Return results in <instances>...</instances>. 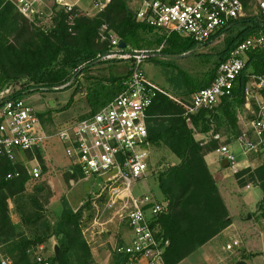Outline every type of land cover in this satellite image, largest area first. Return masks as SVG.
Masks as SVG:
<instances>
[{
  "label": "trees",
  "instance_id": "1",
  "mask_svg": "<svg viewBox=\"0 0 264 264\" xmlns=\"http://www.w3.org/2000/svg\"><path fill=\"white\" fill-rule=\"evenodd\" d=\"M240 1L245 11L252 0ZM52 8L51 24L35 25L9 0H0V89L8 84L21 83L22 90L17 92L19 96L24 95V90L34 93L54 91L89 65L118 61L97 60L98 54L106 50L105 42L96 41L102 23H106L125 43L124 47L130 49L148 50L146 47L161 46L162 54L176 56L197 47L189 39L176 34L166 37L162 31L136 21L134 11L124 0H111L93 16H79L74 34L67 30L62 10L56 9L55 5ZM263 21L257 7V14L237 18L223 28L227 35L206 77L194 81L181 74L188 87L183 93L190 96L195 90L210 85L215 67L228 58L237 44L250 36L264 34ZM147 33L154 35L149 41L144 37ZM247 55L231 95L221 98L213 108L191 114L190 122L183 114L184 102L172 100L164 92H158L147 109L148 144L166 147L177 158L173 164L150 170L161 199L168 204V210L160 213L151 224L155 234L168 240L163 254L164 264H178L231 224L205 155L219 145L211 138L212 134L223 131L222 136L227 134L233 139L239 134L237 111L243 107L244 85L250 75L264 73V49L251 50ZM126 78L127 72L122 79L112 78L114 84L109 90L114 94L101 102L94 93L93 102L97 100L101 103L99 108L103 106L120 92ZM39 116L42 121L49 118L41 112ZM195 131L207 136L208 140H196ZM228 138L223 143H228ZM202 140L206 142L201 144ZM258 153L249 154V157ZM28 156L31 158L30 154ZM37 158L42 161L40 153ZM8 174L12 176L8 178ZM68 176L80 177L78 172H69ZM234 177L240 186L252 183L260 187L262 196L257 210L264 218V156L257 166L240 168ZM32 179L23 164L0 158V264L3 261L6 264H94L91 246L80 220L84 206L88 205L85 203L77 210L63 207L58 217L50 222L44 215V206L51 197L50 187L42 181L27 189ZM51 238L55 239L58 249L43 258L37 250ZM112 252V264L129 261L127 254Z\"/></svg>",
  "mask_w": 264,
  "mask_h": 264
},
{
  "label": "built area",
  "instance_id": "2",
  "mask_svg": "<svg viewBox=\"0 0 264 264\" xmlns=\"http://www.w3.org/2000/svg\"><path fill=\"white\" fill-rule=\"evenodd\" d=\"M9 1L35 25L51 24L52 6L55 5L65 14L67 30L74 34L79 16H93L111 0H90L91 12L82 7L80 0H52L50 6L46 0ZM124 1L134 11L136 21L162 31L166 37L176 34L189 39L197 46L216 40L224 33L223 28L245 16L240 0ZM256 5L264 19V0H256ZM96 41L106 44V50L98 54V61L124 60L128 63L127 78L122 82L120 92L93 113L50 126V121H42L40 112L24 99L30 90H24V95L19 96L21 83L4 86L0 89V158L23 164L28 174L35 178L41 173L37 153L47 155L55 149L51 146L52 141L60 142L64 146L68 171L71 174L78 172L81 179L98 183L80 206L86 203L91 207L94 220L108 212L107 221L117 219L128 231L126 241L116 244L113 250L129 256L126 264H164L168 240L155 234L151 224L160 213L168 210V204L150 191L140 189V184L151 177L147 109L157 93L164 92L141 70L143 61L154 53L120 47V38L106 23L98 28ZM255 49H264V34L250 36L237 44L228 58L215 67L210 85L191 93L188 104H182L187 122H190L191 114L213 108L221 98L231 95L248 52ZM244 101L252 118L235 141L242 154L248 156L264 148V73L248 77ZM211 138L219 143L215 150L219 157L227 160V167L234 174L238 172L241 166L230 144L223 143L219 133L212 134ZM205 142L202 140L201 144ZM11 176L7 175L8 178ZM238 245L239 241L233 240L225 247L230 250ZM37 260L42 261V258L37 257Z\"/></svg>",
  "mask_w": 264,
  "mask_h": 264
},
{
  "label": "rangeland",
  "instance_id": "3",
  "mask_svg": "<svg viewBox=\"0 0 264 264\" xmlns=\"http://www.w3.org/2000/svg\"><path fill=\"white\" fill-rule=\"evenodd\" d=\"M51 2L52 0H46L45 3L50 6ZM89 2L90 0H80L82 7L91 12L92 8L89 6ZM44 11L47 12L46 9ZM244 14L246 16L257 14L256 0L249 2ZM44 16L45 13L43 12ZM226 35V33H223L216 40L199 45L180 57L162 54L160 51L161 46L146 47L154 55L143 61L141 70L145 77L161 88L170 99L188 104L190 96L183 93L188 87L184 82L185 78L181 74L194 81L204 79L206 72L210 69L212 62L222 48ZM144 37L149 41L154 35L153 33H147ZM163 62H166V64L164 65ZM127 65L128 63L124 60L92 64L74 73L68 86L54 91L30 92L24 96V99L30 102L38 112L46 114L47 118L49 117L50 126L79 119L89 112V107H94V93L98 95L101 102L106 101L114 94L109 90L110 86L114 84L111 79L124 78ZM50 102H53V104ZM246 116L252 118L250 113ZM220 133L223 134V131H220ZM52 143L51 146L55 149L47 155H43L41 162L37 158L41 173L27 185V189H30L34 183L44 181L50 187L51 197L44 206V215L50 222L58 217L63 207L77 210L98 185L97 182L93 183L92 180L69 177L64 146L58 141H52ZM233 148L231 149L236 154V160L243 164L246 159L245 155L242 154L238 145H234ZM263 156L264 150L259 152L258 155H253L251 160L254 159L259 163ZM175 162H177V158L166 147L153 146L150 148L149 163L151 168H161ZM28 166L30 167V164ZM226 171L228 172L227 168ZM231 178L234 182L225 186L228 190L235 189L237 195H239L237 204L232 206L233 214L231 218L233 225L226 233L199 247L178 264H228V262L236 260L238 256L244 257L247 264H264V222L261 221L259 215L256 218L249 219L251 217L250 211L255 210L262 191L260 187L252 183H249L251 185L249 188L240 186L234 174ZM142 186L143 190L148 189L152 195L158 199L161 198L156 181L152 176L145 180ZM222 191L224 195L225 191ZM225 198L228 199L226 196ZM255 211L252 212V215L255 214ZM93 215L91 207L87 206L83 210L80 220L83 233L90 243L91 251L94 253V264H97L104 262L103 259L109 252L111 256L114 254L112 252L113 246L120 241L124 226L118 224L117 219L107 221L110 216L108 212L100 214L97 220H94ZM244 218L247 220L244 221ZM233 237H237L239 245L228 250L225 246L227 242H232ZM55 245V239L51 238L43 248H38L37 252L43 258H47L53 254Z\"/></svg>",
  "mask_w": 264,
  "mask_h": 264
},
{
  "label": "crops",
  "instance_id": "4",
  "mask_svg": "<svg viewBox=\"0 0 264 264\" xmlns=\"http://www.w3.org/2000/svg\"><path fill=\"white\" fill-rule=\"evenodd\" d=\"M100 104L101 103H99L98 101H96L95 102V104H94V107L92 108V107H89V112H91V111H94V110H96L97 108H99V106H100ZM248 113H250L249 112V110L246 108V106H245V101H244V103H243V107L242 108H240L238 111H237V126H238V129H239V133H240V131L242 130V129H244V128H246L247 126H248V122H249V120L251 119V118H249V117H247L246 116V114L248 115ZM194 137H195V139L196 140H199V139H205V138H207L206 140H208V137L207 136H205V135H203L202 133H200V132H198V131H195V133H194ZM226 138H228L227 137V134H224V136H223V139L225 140ZM228 143L230 144V147L232 148V149H234L233 147H234V145H238V143L235 141V139H233L232 137H229L228 138ZM238 147H239V145H238ZM246 157V159H245V161L243 162V164H241L240 163V166H241V168L242 167H246V166H251V167H255V166H257L259 163L258 162H256L254 159L253 160H251V157H249V155L248 156H245ZM205 160H206V162H207V164H208V167H209V169H210V171L212 172V175H213V177L215 178V180H216V183H217V185H218V189H219V191H220V194H221V196H222V198H223V200H224V202H225V205H226V207H227V209H228V212H229V216H230V218L232 217V206L233 205H236L237 204V197L239 196V195H237V193H236V191H235V189H232L231 188V190H228L227 189V187L225 186L226 184H227V186L228 185H230V184H232L233 182H234V180L231 178V176H232V174H234L231 170H230V168H228V167H222V165H221V160L219 159V155H218V153L216 152V151H211V152H209V153H207L206 155H205ZM260 161V160H259ZM226 168L228 169V172L226 171ZM142 184H143V182L140 184V189L141 190H143L142 188H141V186H142ZM251 185L250 184H247V185H245V188H249ZM143 187V186H142ZM148 190V189H147ZM222 190H224L225 191V193H224V195H223V191ZM225 196L228 198V199H226L225 198ZM262 196V195H261ZM261 199V198H260ZM260 201V200H259ZM259 201H258V203H259ZM242 203L244 204V201H243V199H242ZM258 203L256 204V208H255V210H251L250 211V218L249 219H252V218H256L258 215H259V212L257 211V206H258ZM254 211H255V214L254 215H252L253 213H254ZM253 212V213H252ZM255 216V217H254ZM259 218L261 219V221H263L264 222V218L263 217H260V215H259ZM245 220H247V219H245L244 218V221ZM233 225V221H232V218H231V224L229 225V226H227L222 232H220L218 235H216L214 238H212L211 240H213V239H215L216 237H218L219 235H221V234H224V233H226L227 231H228V229L231 227ZM127 237H128V231H127V229L124 227L123 228V232H122V235H121V238H120V241L119 242H117L116 244H120V243H122L123 241H126V239H127ZM211 240H209L207 243H209ZM233 240H237V241H239L238 239H237V237H233ZM232 240V241H233ZM207 243H205V244H207ZM228 243V242H227ZM115 244V245H116ZM204 244V245H205ZM114 245V246H115ZM114 246H113V248H114ZM92 256H93V259H94V253L92 252ZM241 259V256H238L237 258H236V260H233V261H231V262H228V264L230 263H233V262H235V261H237V260H240ZM104 260V262H100V263H97V264H104V263H108V264H112V256H111V253L109 252L108 253V255H106L105 256V258L103 259ZM243 260H245V259H243Z\"/></svg>",
  "mask_w": 264,
  "mask_h": 264
},
{
  "label": "water",
  "instance_id": "5",
  "mask_svg": "<svg viewBox=\"0 0 264 264\" xmlns=\"http://www.w3.org/2000/svg\"><path fill=\"white\" fill-rule=\"evenodd\" d=\"M124 45H125V43L123 41H121L120 42V47H124ZM183 55H184V53L180 54V55H177V56L180 57V56H183ZM67 85H68V83L65 86H67ZM65 86H62V87H59V88H55V89H62ZM50 103L53 104V102H50ZM219 159L221 160L222 167H227L228 166V162H227V160L225 158H222V156H220ZM248 217H250V216L248 215ZM57 249H58V246L55 245L54 246V253H56ZM231 264H247V262L245 260H243V259H240V260H237V261H235V262H233Z\"/></svg>",
  "mask_w": 264,
  "mask_h": 264
}]
</instances>
